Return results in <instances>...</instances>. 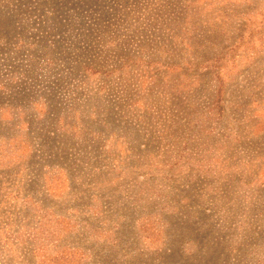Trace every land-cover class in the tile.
I'll use <instances>...</instances> for the list:
<instances>
[{"label":"rangeland","instance_id":"1","mask_svg":"<svg viewBox=\"0 0 264 264\" xmlns=\"http://www.w3.org/2000/svg\"><path fill=\"white\" fill-rule=\"evenodd\" d=\"M0 264H264V0H0Z\"/></svg>","mask_w":264,"mask_h":264}]
</instances>
